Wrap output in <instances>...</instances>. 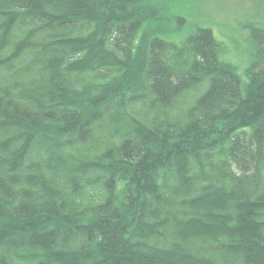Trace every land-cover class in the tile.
Listing matches in <instances>:
<instances>
[{"label": "trees", "instance_id": "obj_1", "mask_svg": "<svg viewBox=\"0 0 264 264\" xmlns=\"http://www.w3.org/2000/svg\"><path fill=\"white\" fill-rule=\"evenodd\" d=\"M166 12L0 0V264H264V24Z\"/></svg>", "mask_w": 264, "mask_h": 264}, {"label": "rangeland", "instance_id": "obj_2", "mask_svg": "<svg viewBox=\"0 0 264 264\" xmlns=\"http://www.w3.org/2000/svg\"><path fill=\"white\" fill-rule=\"evenodd\" d=\"M169 15L185 18L182 28L169 38L180 42L196 27H208L221 43L219 59L232 63L246 81L253 45L248 22L264 24V0H161Z\"/></svg>", "mask_w": 264, "mask_h": 264}]
</instances>
